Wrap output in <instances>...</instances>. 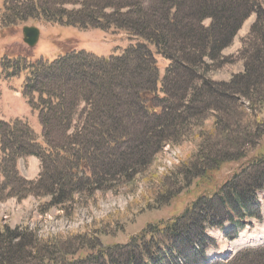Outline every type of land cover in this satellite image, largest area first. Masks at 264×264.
<instances>
[{
    "label": "trees",
    "instance_id": "trees-1",
    "mask_svg": "<svg viewBox=\"0 0 264 264\" xmlns=\"http://www.w3.org/2000/svg\"><path fill=\"white\" fill-rule=\"evenodd\" d=\"M9 9L1 16L6 28L56 22L114 28L137 41L109 62L70 46L50 61L12 56L16 69L28 70L24 94H38L29 103L43 131L39 139L26 120H0V190L6 197L48 195L49 204H60L85 189L106 188L109 180L130 183L186 124L199 126L207 116L199 149L177 165L183 180L210 179L264 134L258 118L264 107V0H21ZM251 14L255 20L238 52L243 70L213 80L208 69L227 60L221 51ZM151 46L169 61L160 86ZM31 155L41 163L35 180L16 168L19 157ZM263 207L264 157H253L180 215L148 225L125 244H101L89 230L40 238L28 226L2 224L0 264H264V245L243 248L229 260L211 261L206 253L216 247L210 229L234 239L262 219Z\"/></svg>",
    "mask_w": 264,
    "mask_h": 264
},
{
    "label": "rangeland",
    "instance_id": "rangeland-1",
    "mask_svg": "<svg viewBox=\"0 0 264 264\" xmlns=\"http://www.w3.org/2000/svg\"><path fill=\"white\" fill-rule=\"evenodd\" d=\"M19 1L21 0H0V120H26L39 139H42L43 128L39 112L29 103L30 98L36 103L38 94H24L28 70L22 66L16 69L12 56L30 54L32 59L50 61L60 54L62 47L70 46L91 52L109 62L112 55L122 52L137 39H130L124 31L114 28L106 31L80 29L56 22L44 24L30 21L15 27H4L1 16L6 9L16 7ZM254 20L255 14H251L242 23L232 43L221 51L227 60L211 66L207 76L216 81H227L231 75L243 70V60L238 52ZM26 25L39 28V37L33 47L23 41L22 27ZM151 47L158 67L157 80L160 86L169 61ZM207 117L208 119L198 122L199 126L195 123L186 124L183 134L164 144L146 170L130 183L109 180L104 184L106 188L92 191L85 189L60 204H49L48 195H29L18 199L6 197L7 190H0V195L3 196L0 198V226H28L40 238H51L57 234L67 236L89 230L101 244L127 243L131 236L148 225L180 215L197 196L212 192L251 158L264 157L263 134L257 144L247 148L242 158L223 163L210 179L183 180L177 165L199 149V133L202 129H207L210 123L211 118ZM258 118L264 121V107L259 110ZM76 125L77 122H73V127ZM3 158L0 151V183L4 180L1 173ZM21 158L25 157H19L17 162ZM208 233L215 237L216 247L208 248L206 253L219 260H228L243 248L264 245V207L262 219L254 221L252 226H248L234 239L225 237L222 229H210Z\"/></svg>",
    "mask_w": 264,
    "mask_h": 264
},
{
    "label": "crops",
    "instance_id": "crops-1",
    "mask_svg": "<svg viewBox=\"0 0 264 264\" xmlns=\"http://www.w3.org/2000/svg\"><path fill=\"white\" fill-rule=\"evenodd\" d=\"M21 176L28 180H35L40 173V160L35 156L21 158L17 162Z\"/></svg>",
    "mask_w": 264,
    "mask_h": 264
},
{
    "label": "water",
    "instance_id": "water-1",
    "mask_svg": "<svg viewBox=\"0 0 264 264\" xmlns=\"http://www.w3.org/2000/svg\"><path fill=\"white\" fill-rule=\"evenodd\" d=\"M22 35H23V41L26 44H28L30 47H33L36 44L39 37V28L33 25L23 26Z\"/></svg>",
    "mask_w": 264,
    "mask_h": 264
},
{
    "label": "bare ground",
    "instance_id": "bare-ground-1",
    "mask_svg": "<svg viewBox=\"0 0 264 264\" xmlns=\"http://www.w3.org/2000/svg\"><path fill=\"white\" fill-rule=\"evenodd\" d=\"M219 254H221V252H218Z\"/></svg>",
    "mask_w": 264,
    "mask_h": 264
}]
</instances>
